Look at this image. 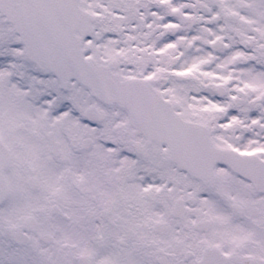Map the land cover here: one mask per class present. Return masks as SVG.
<instances>
[{
	"label": "snow or ice",
	"instance_id": "6c2138e0",
	"mask_svg": "<svg viewBox=\"0 0 264 264\" xmlns=\"http://www.w3.org/2000/svg\"><path fill=\"white\" fill-rule=\"evenodd\" d=\"M0 264H264V0H0Z\"/></svg>",
	"mask_w": 264,
	"mask_h": 264
}]
</instances>
